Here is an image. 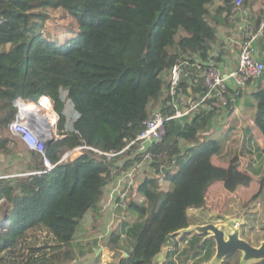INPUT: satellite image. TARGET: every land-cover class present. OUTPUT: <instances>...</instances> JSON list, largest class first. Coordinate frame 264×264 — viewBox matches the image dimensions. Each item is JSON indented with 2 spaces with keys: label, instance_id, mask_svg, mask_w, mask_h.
Here are the masks:
<instances>
[{
  "label": "trees",
  "instance_id": "trees-1",
  "mask_svg": "<svg viewBox=\"0 0 264 264\" xmlns=\"http://www.w3.org/2000/svg\"><path fill=\"white\" fill-rule=\"evenodd\" d=\"M217 1L0 0V155L13 154L19 141L5 133L16 111L15 98L37 100L42 95L64 102L58 122L64 136L46 150L52 162L77 145L115 153L86 150L73 161L38 173L44 167L42 157L28 151L33 173L19 177L16 184L0 178V201L5 200L0 207L5 211L0 264L72 263L71 243L82 219L89 212L98 219L103 189L144 159L135 154L136 146L119 152L141 133L152 111L170 116L182 108L178 98H163L169 71L178 60L186 61L191 73L180 82L182 95L188 101L204 93L195 69L210 66L212 46L218 41V12L211 15L208 6ZM220 1L221 15L230 18L232 1ZM56 9L72 20L51 33L44 24L53 19L49 10ZM229 91L224 93L225 105L211 98L194 113L165 122L164 138L149 147L152 156L144 179L133 188L123 215L107 234L110 250L127 253L117 264H155L153 254L168 235L174 245L161 264H185L190 257L206 264L214 255L212 239L177 232L196 224L188 217L189 208H205L221 192H246L256 179L237 156L218 158L222 144L217 118L234 108ZM252 97V128L264 138V89ZM257 155L264 157V145L257 146ZM174 156L178 158L171 168ZM256 180L251 199L262 192L263 179ZM161 181L171 189H161ZM93 239L98 246L97 237ZM239 260L235 253L221 264ZM251 264H264V259Z\"/></svg>",
  "mask_w": 264,
  "mask_h": 264
},
{
  "label": "built area",
  "instance_id": "built-area-1",
  "mask_svg": "<svg viewBox=\"0 0 264 264\" xmlns=\"http://www.w3.org/2000/svg\"><path fill=\"white\" fill-rule=\"evenodd\" d=\"M234 7L232 13L242 5L243 0H231ZM193 65V64H192ZM200 65H197L195 71L201 78L205 91L197 95V99H187L182 95L180 82L182 78L188 77L191 73L187 70V62L178 60L170 69L168 74V90L163 95L171 96L172 99L178 98L177 104L182 107L176 110L175 114L166 116L160 110H154L144 121V128L134 139L127 142L123 149L124 152L132 146H136V153L144 155V159L136 163L127 171L121 172L114 183L109 184L103 189L102 209L109 214V220L104 232L97 234V239L107 241V234L112 228L113 222L119 215H123L126 207V201L135 187L137 173L143 170L151 160L149 147L161 141L166 134L165 122L171 118L181 117L194 113L200 105L206 103L208 99L214 98L225 105L224 93L227 90H236L244 86L251 80L261 77L264 70V63L257 59L252 39L246 42L239 53L238 62L235 66L229 68H217L212 65L206 66L199 71ZM189 102V105H187ZM64 105L60 97L53 95H42L37 100L24 99L20 96L14 100L16 108L12 120L7 125V132L12 137L22 142L28 151L38 153L42 157L43 169L38 173L51 171L57 164L67 161H73L83 155L86 150H92L97 153L114 155L115 153H106L101 150L87 146L77 145L73 148L64 150L56 162H52L46 154L47 147L53 141L64 136L65 131H59L57 128L60 111ZM33 172H23L12 175H0V178H13L24 176ZM35 173V172H34ZM140 200L139 198H134ZM5 204V200L0 201V207ZM99 250L106 249V245L98 246ZM161 264V263H159Z\"/></svg>",
  "mask_w": 264,
  "mask_h": 264
},
{
  "label": "rangeland",
  "instance_id": "rangeland-1",
  "mask_svg": "<svg viewBox=\"0 0 264 264\" xmlns=\"http://www.w3.org/2000/svg\"><path fill=\"white\" fill-rule=\"evenodd\" d=\"M49 11L53 19L47 21L44 24V29L50 30L51 33H57L62 24H67L70 20H72L71 17L63 14L61 10L56 9ZM6 131L5 133L9 135V133ZM229 140H232L231 144L223 148L222 151V154L227 157V159H224V161L232 159L234 156H236L235 154H237V152L240 153L242 156L240 155L241 157H237L238 160H240V163H242V167L245 170L251 172L252 175L254 174V177L256 179H263L261 194L257 198H250L258 188L259 183L255 179L248 188V191H238L231 194L221 192V194L217 197L209 199L205 208H189L187 210V214L188 217L191 218V220H195L196 224L200 225L205 223L226 224L227 222H232L236 227L239 228V236L242 239L248 241L253 246H259V244L264 241V162L258 156H256V154L249 152L257 151V146L264 145V139L260 137L257 139L242 138L240 140ZM13 150V157L12 159H9L10 161L7 159L8 156L3 157H5L4 161H6L7 165H10L9 167H6L7 169L5 172L14 171V173H0V175H14L17 173H23L21 171L23 170L27 162L28 164L33 163V161L28 159V157H30L29 152L27 155L26 150L24 149V145L21 141L17 142ZM250 155L254 157L251 158ZM247 161L250 164H247ZM251 161L254 162L252 163ZM146 173L147 172H145L143 169L137 174L135 187L137 183L142 182ZM160 187L163 190L170 189L169 184H162V182H160ZM4 217L5 211L1 209L0 233L4 231V228L2 227ZM106 221V218L102 217L101 219H94L92 222H90L89 218L84 217L83 221L77 227L75 238L71 243V249L75 255V259L71 264H113L115 262H118L119 258L122 255L121 251H112L109 249V247H106V249L103 250H99L96 253H93L91 251L92 247H97L96 242L94 243L93 237L98 234L99 230L102 229ZM86 227L88 229H85ZM175 239H179V236H176ZM100 243L102 245H106L107 241H102ZM163 247H167L168 249H170L171 244L163 243L156 250V252L153 254V262L155 264H159L162 260L160 255H162ZM80 252L81 256L79 255ZM239 255L241 257L240 253ZM197 262L198 258L190 257L185 264H196ZM176 264H178V262ZM230 264H233V261H231Z\"/></svg>",
  "mask_w": 264,
  "mask_h": 264
},
{
  "label": "crops",
  "instance_id": "crops-1",
  "mask_svg": "<svg viewBox=\"0 0 264 264\" xmlns=\"http://www.w3.org/2000/svg\"><path fill=\"white\" fill-rule=\"evenodd\" d=\"M223 8V3L220 0L208 6V10L211 15L218 12V15H216L217 22L215 23L218 41L212 46V51L210 55V65L217 68H229L235 66L238 62L241 48L246 42L250 41L251 39L252 46L254 48L257 59L264 63V0H246V2L244 0V3L236 10V13L232 14L231 17L228 19H224L225 14L221 15V10ZM260 16H262V18L260 20L259 26L256 28V30L253 31V29L255 28L256 20ZM259 89H264V77L260 79L258 78L255 80H251L244 86L239 87L236 90L229 91L228 96L230 97V99H232V102L234 103L233 112L227 115V112L223 110L217 118L218 122L216 126L219 131V138L222 144V150L220 151L221 153H219L218 156L219 160L224 161V159H227V157L222 154V151L223 148L231 144L232 140L229 139H254L255 137H261L262 139H264L261 132L256 133L258 131L252 128L253 117L256 113V102L255 100H253L252 95ZM24 149L26 150V154L28 155V150L25 147ZM249 153H253L258 156L257 151H250ZM235 155L238 157L242 156L238 152ZM12 157L13 154L9 155L7 159H12ZM250 157L253 158L254 156L252 157L250 155ZM259 158L264 162V157ZM28 159L31 160L30 157H28ZM4 160L5 157L0 155V173H14V171L5 172L7 169L6 167L8 165ZM251 162L253 163L254 161ZM247 164L250 163L247 161ZM33 165L34 163L28 164L27 162L21 172L30 171V167H32ZM19 177L22 176L13 177L9 180H11L12 183L16 184L18 182ZM164 183L169 184L166 182ZM164 183L162 182V184ZM169 185L171 189V184ZM103 211L104 210L101 208L100 212L98 213L99 216L97 218H106L107 221L102 227V229H106V224L109 220V214ZM85 217L89 218L90 222L94 220V217L91 212L86 214ZM85 229L88 228L86 227ZM102 229H100L99 231H101ZM98 242L99 246L100 241ZM98 246L96 248L92 247V251L94 253L99 251ZM119 251H121L123 255V251ZM113 264H117V262Z\"/></svg>",
  "mask_w": 264,
  "mask_h": 264
},
{
  "label": "water",
  "instance_id": "water-1",
  "mask_svg": "<svg viewBox=\"0 0 264 264\" xmlns=\"http://www.w3.org/2000/svg\"><path fill=\"white\" fill-rule=\"evenodd\" d=\"M192 146V145H190ZM188 146L183 148V153L187 150ZM178 156H174L172 167L176 165V159ZM167 168H162L163 172L169 171ZM188 232H196L198 234H202L205 238H210L214 242L215 253L208 261V264H221L222 261L235 253H240L241 257L239 260V264H251L254 262H258L264 259V241H262L259 246H253L248 241L242 239L239 236V228L235 226L232 222L224 223H205V224H194L189 227L182 228L178 230L177 233H188ZM171 244V247L174 245V240L172 235H168L166 237L165 244ZM168 248H162V260L160 263L166 258L168 253ZM123 256L126 257L127 253L123 251Z\"/></svg>",
  "mask_w": 264,
  "mask_h": 264
}]
</instances>
